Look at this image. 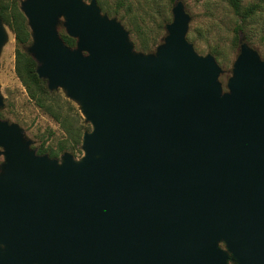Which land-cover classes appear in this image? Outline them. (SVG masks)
<instances>
[{"label":"water","instance_id":"95a60500","mask_svg":"<svg viewBox=\"0 0 264 264\" xmlns=\"http://www.w3.org/2000/svg\"><path fill=\"white\" fill-rule=\"evenodd\" d=\"M21 10L39 77L92 128L57 158L0 117V264H264V59L244 35L225 90L183 0L149 53L98 0Z\"/></svg>","mask_w":264,"mask_h":264},{"label":"rangeland","instance_id":"374dc122","mask_svg":"<svg viewBox=\"0 0 264 264\" xmlns=\"http://www.w3.org/2000/svg\"><path fill=\"white\" fill-rule=\"evenodd\" d=\"M86 1L89 2L90 0ZM183 1L186 10L192 17L187 35L188 39L194 44L199 54L211 53L216 57L223 70L220 80L225 90L228 78L232 75L233 63L239 53L241 35H244L246 41L256 48L264 59V0H242V4L246 8L251 5L256 6L255 12L246 20L234 12L229 0ZM105 2L113 12L109 14L102 9L103 12L108 13L111 17H116L129 30L131 40L134 42L137 51L149 53L140 48L142 39L153 42L152 39L156 38L160 44L166 35V27L161 29L160 25L165 24L166 26L173 20L172 9L175 1L105 0ZM63 20L62 18L59 24L60 34L62 32L67 33L62 23ZM240 24L243 28L236 32ZM4 29L7 39L0 51V92L4 97L5 104L0 108V117L18 123L25 130L26 136L33 141V147L39 148L44 145L58 149L59 145L62 144L71 145L73 141L61 124L30 98L25 85L16 73L17 43L14 31L6 23H4ZM142 29L149 36L148 34L140 35L138 31H143ZM158 45L150 52H153ZM28 46L25 48L26 51ZM58 92L79 110L82 117L80 122L89 124L92 128L91 123L85 122L80 104L69 98L63 88H59ZM85 131L87 130L83 129L78 148L73 149L70 146L65 150L73 153L76 159H81L84 155L82 139ZM62 154L63 152H60L57 158H61ZM3 161V155H0V164ZM229 264L235 263L230 261Z\"/></svg>","mask_w":264,"mask_h":264},{"label":"trees","instance_id":"16d2710c","mask_svg":"<svg viewBox=\"0 0 264 264\" xmlns=\"http://www.w3.org/2000/svg\"><path fill=\"white\" fill-rule=\"evenodd\" d=\"M20 2L21 0H0V17L3 19L4 23L9 25L14 31L17 43L16 73L23 85H25L30 98L34 100L41 109L56 119L67 131L70 139L73 141L71 145H59L58 149L45 147L44 145L38 148V153H49L51 157H58L60 152L64 153L67 147L72 146L73 149L78 148L81 143L83 129H91V126L83 122L81 123L80 119L82 117L76 106L71 101L64 99L58 90L50 91L47 86V81L39 77L36 71L37 62L25 49L31 44L32 35L27 17L20 8ZM98 3L104 11L109 14L113 12L108 7L105 0H98ZM229 3L234 12L244 20L252 16L256 10L255 5H251L248 8L244 7L242 0H229ZM115 12V14H117V11ZM160 26L161 29L166 27L165 24H161ZM242 28L243 26L241 24L238 25L236 32ZM142 30L143 31H138L140 35L145 36L148 34L144 29ZM61 35L68 45L71 47L76 45V38L69 36L66 32H62ZM152 40L153 42L142 39L140 48L146 52L152 51L153 48L159 44L158 39L153 38ZM65 104H68V106H65Z\"/></svg>","mask_w":264,"mask_h":264}]
</instances>
